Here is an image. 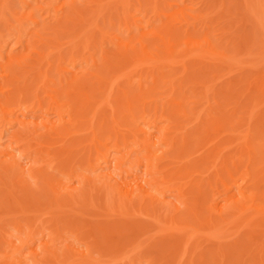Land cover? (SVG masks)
I'll list each match as a JSON object with an SVG mask.
<instances>
[{"label": "bare ground", "instance_id": "6f19581e", "mask_svg": "<svg viewBox=\"0 0 264 264\" xmlns=\"http://www.w3.org/2000/svg\"><path fill=\"white\" fill-rule=\"evenodd\" d=\"M0 1V20H9L4 17L6 10L15 21H6L7 27L3 30L7 32L0 31V264H104L105 258L107 264L111 260L110 264H140L136 261L137 250L141 248L139 242L126 244L124 239L114 237L120 230L114 221L78 226L77 219H73L70 227L66 224L64 217L68 213L65 212L73 210L79 213L81 221L87 222L89 218L86 220L81 213L84 207L100 212L99 215L117 212L115 216H144L147 223L134 218L137 224L130 221L135 226L132 224L130 228L127 224L125 228L137 234L153 230L168 232L169 252L165 255L169 258L170 253L175 257L179 252L178 259H183L189 254L187 262L183 260L185 264H264V79L260 77L262 72L245 75V81L240 77L244 83L241 85H248L246 81L252 84L253 80L258 84L253 91L245 86L246 92L233 83L224 85L221 80L216 81L218 87L215 82L218 71L224 68L225 72L229 71L235 62H241V52L238 53L241 48L236 51L239 46L236 42L231 44V48L236 46L232 49L236 53L228 52V42H232L235 34L219 25L222 18L231 23L228 19L239 15V7L246 8L244 13L248 11L250 16H247L257 27L248 33L243 25L241 33L238 28L244 14L242 18L237 16L236 26L239 27L235 29L240 34L236 33L234 38L241 35L239 38L245 40L254 59L264 60L263 46V49L259 47L260 52L255 49L259 29L260 39H264V0H232L238 7L233 13L235 16L233 5L230 3L229 8H225L222 0L215 3L214 0H199L210 7L203 13H193L190 6L183 8L181 0H149L147 12L143 8L144 0H139V4L136 0L138 11L141 9L138 5L144 3L141 10L149 16L146 18L141 12V20L135 11V15L127 11L131 5L129 0H90L89 5L94 9L88 10V18L84 17V13H88L86 5L79 0H65L57 6L54 4L57 0H51L49 5L46 1L47 6L55 8L54 14L48 12L52 16L40 18L32 10H25L31 0L17 1L22 6L19 10L23 8L21 12L17 8L18 12L13 10L10 0ZM166 4L167 10L174 4L178 10L167 14L162 7ZM112 5L121 6L118 8L122 11H119L120 19H125L123 33H127L123 37L118 31H110L114 28L111 27L112 16L100 23L102 15L107 11L111 14ZM51 8L46 9L50 11ZM223 8L226 16L220 14L221 18L217 13ZM118 15L115 17L119 20ZM131 20L134 21L132 26L129 25ZM175 23L183 31L175 30ZM104 24L111 28L106 30ZM193 24H199L203 33L192 32ZM134 26L135 34L132 33ZM29 27L38 28L30 33ZM222 35L228 36V41H222ZM180 39L183 46L173 51L172 46L180 43ZM106 40L113 50L106 49ZM258 42L260 46L262 41ZM202 58L215 60L212 65H208L209 60L208 64L204 63L211 67L212 74L208 78L205 76L206 80L195 73L197 67L203 68L201 62L194 67L196 70L190 71L192 67L186 66L191 59ZM176 67L181 71L169 75L168 69L174 72L170 69ZM193 87L201 90H197V95L195 92L186 97V91ZM226 92L227 99L221 98ZM198 104L201 108L197 110ZM208 109L216 115L209 118L212 114L211 111L207 113ZM15 111L22 114V119H18ZM27 114L31 117L39 114L41 121H26ZM13 121L25 130L20 136L17 134L11 143L15 145L9 148L10 143L5 142L7 146L2 141V132ZM183 121L187 123H181ZM83 135L89 138L87 150L77 146H81L78 141L84 145ZM220 143L223 144L218 147ZM201 144L210 149L201 151L204 149ZM75 145L78 151L83 149L80 153L75 148L80 156L86 155L80 163L76 160L79 156L74 159ZM197 145L203 148L198 149ZM189 146L191 152L183 154V158L181 154ZM77 162L85 170L89 169L90 172L86 171L89 174L84 170L86 174H80L78 169L76 175ZM172 162L179 163V167L175 169L177 163L173 166ZM140 165L144 167L143 171L140 169L143 176L133 179V167ZM171 169L173 173L168 174ZM55 170L65 176V185L59 177L54 179L52 171ZM74 176L77 186L72 185ZM170 190L174 200H180L179 204L170 200L175 203L176 213L173 214L164 209L170 206L165 197ZM65 229L77 248L83 246L84 249L74 248L72 240L60 247L58 243L65 236ZM231 229V233L235 229L237 233L231 234ZM240 231L243 234L238 233ZM233 235L235 239H231ZM44 236L47 241L43 242ZM40 241L43 243L36 247V242L40 244ZM196 241H200L198 245L194 244ZM203 244L205 249L211 246L207 252ZM189 247L192 251L187 253ZM116 252V256L112 255ZM147 256L151 258L147 260ZM147 256L144 264L158 263H154L153 255Z\"/></svg>", "mask_w": 264, "mask_h": 264}, {"label": "rangeland", "instance_id": "374dc122", "mask_svg": "<svg viewBox=\"0 0 264 264\" xmlns=\"http://www.w3.org/2000/svg\"><path fill=\"white\" fill-rule=\"evenodd\" d=\"M7 1H9V0H7ZM17 1L19 2V0H16V2H15V0H13V1L10 0V2L13 4V10L15 9L16 12H18L17 10H19V8L21 9V7H22V6H20V4H18ZM29 1H30V0H29ZM46 1H47L48 3H47ZM50 1H51V0H31V1H30V4H29L28 6H26L27 8H25V10H26V11H29V9H30V11L32 10L31 12H35L34 14H35L36 16H39V18H40V17H44L45 15H50V16H52V14H54V10H53V9H55V8H54V7L51 8L52 6H47V4L49 5ZM52 1H56V0H52ZM63 1L66 2L65 0H57V2H56L57 4H56V3H54V4H55V6H57L59 2H60V4H61V3H64ZM68 1H69V0H68ZM68 1H67V2H68ZM79 1L86 5V6H84V7H85V10L87 9V10H86L87 12H88V10H91V9L93 8V5H92V6L89 5V4L91 3L90 0H79ZM130 1H131V5H132V6L130 5L127 11L130 12V15H133V14H131V13H134V15L137 13V14H136V17H137V18L139 17L138 19L141 20L140 17H141V12H142V10H141V9H142V6L145 5V7H143V8L146 9V11L148 12V9L146 8V6H148L147 4H150V3H148V2H150V1H149V0H144L143 2H144L145 4L142 3V4H144V5H142V4H141V5H138V6L141 8V9H140L141 11H140V10L138 11L137 6L135 5V4H137V1H136V0H134V1H133V0H129V4H130ZM147 1H148V2H147ZM151 1H152V0H151ZM178 1H179V0H178ZM181 1H183V5H184V6L182 5L183 8L186 7V9H188V7L190 6L189 9H192L191 11H192L193 13H199V12H201V11H202V13H203V12L207 11V9L210 8L209 6H205V4H203V3H199V0H198V2H197V0H191V1H190V0H181ZM207 1H210V0H207ZM218 1H221V0H217V1L214 0V3H215V2H218ZM233 1H234V0H233ZM235 1H237V0H235ZM235 1H234V2H235ZM239 1H241V0H239ZM0 2H1V1H0ZM222 2H223V5H225L224 7L226 8V7H228V5H229L230 3L233 5V4H236L238 1H237L236 3H234V2L232 3V0H222ZM224 2H225V3H224ZM14 3H15V4H14ZM16 3H17L19 6H18ZM46 3H47V4H46ZM134 3H135V4H134ZM139 3H141V1L138 0V4H139ZM160 3H161V2H160ZM187 3H188V4H187ZM194 3H197V4H194ZM240 3H242V2H240ZM231 4H230V5H231ZM14 5H15V8H14ZM30 5H31V8H30ZM238 5H239V4H238ZM240 5H243V4H240ZM240 5H239V6H240ZM36 6H38V7H36ZM110 6H111V5H110ZM116 6H117V7H116ZM116 6H115V5H112L113 10H114V11L116 10V12H114V11L111 10V9H109V6H107L108 9L110 10L109 13L111 12V14L109 15V14H108V11H107V13H105L106 10H102V11H105V12H104L105 14L102 13V14H104V15H102L103 19H101V17H100L99 19H100V23H104L105 20H106V21L109 20V16H112V19H111V20H113L112 22H114V23H113L114 25L112 24L111 27L113 26V27L116 28V29L111 28V27H109L108 25H107V26H108L109 28H111V29H110L111 32H116V31H118L119 34H120V36L123 37V36H124L123 34H125V33H123V32H125V29H124L125 24L123 25L125 19H124V20H123V19H120L121 15L119 14V13H120L119 11H121V10H120L121 6H119V5H116ZM118 6H119L120 8H118ZM236 6H237V4H236ZM243 6H244V5H243ZM243 6H242V7H243ZM28 7H29V8H28ZM43 7H44V8H43ZM47 7H48V8H51L53 11H52L51 9H50V11L47 10V9H46ZM86 7H88V8H86ZM89 7H90V8H89ZM139 7H138V8H139ZM162 7H164V11H165L167 14H169V13H170V14H171V13H175V11L178 10V8L176 9V7H178V6L175 5V4H174V7H175V8L173 7V5H172L171 7H170V5H169V6H168V8H169L168 10H167V4H166V7H165V5H162ZM192 7H193V8H192ZM194 7H195V8H194ZM245 7H246V6H245ZM245 7H244V8H245ZM16 8H17V10H16ZM95 8H96V7H95ZM104 8H105V7H104ZM148 8H149V7H148ZM171 8H172V9H171ZM225 8H223L224 10L222 9L223 11L221 10V12L217 13V16L219 15V16L221 17V15H225V14H226V13H225V11H226ZM228 8H229V7H228ZM237 8H238V7H237ZM237 8L235 7V5H233V8L231 7V9H232V14L235 12V9L237 10ZM93 9H94V8H93ZM118 9H119V10H118ZM136 9H137V10H136ZM162 9H163V8H162ZM165 9H166V10H165ZM170 9H171V10H170ZM175 9H176V10H175ZM22 10H23V8H22ZM22 10H21V11H22ZM131 10H133V11L131 12ZM193 10H196V11H193ZM204 10H205V11H204ZM239 10H240V11H239ZM19 11H20V10H19ZM21 11H20V12H21ZM112 11H113V12H112ZM127 11H126V12H127ZM134 11H135L136 13H135ZM146 11H145L144 13L142 12V13H143L142 15H143L144 17L147 18L148 15L145 14ZM150 11H151V10H150ZM241 11H242V12H241ZM245 11H246V8H245V10H244V9H241V7H239V8H238L239 15H238V13H237L236 16H235V14H233L236 18H235V19H231V20L228 19V21H232L231 23H230V22H226V21H225L226 18H222V17H223V16H222L221 18H222L223 22L220 21L219 25L221 24V25H220L221 28H224L225 30L227 29V30L233 32L235 35H236V33H237V35H238V34H240V33L237 31V29H235V28L239 27V26H236V25H238V23H236V20H238V19H237V16H239V17L241 16L240 18H242L243 14H244V19L242 18V21H243V22L241 23V25H240V22H241V21H239L240 28H238V30H239L240 32L243 31V30H246V31L248 30V31H247L248 33L251 32L252 29H253L254 27H257V26H256V25H255V26L253 25L254 23H253V21H251V20H253V19H252L251 17H248V16H250V15H249L248 11H247L246 13H244ZM6 12H7V14H6ZM45 12H47V13H45ZM48 12H51V13L53 12V13H52V14H51V13L49 14ZM100 12H101V11H100ZM168 12H169V13H168ZM8 13H9V12L5 10V13H4V14H6L7 16H8V15H11L10 13H9V14H8ZM25 13H28V12H25ZM89 13H90V11H89L88 13H84V17L87 16L86 18H88ZM98 13H99V12H98ZM115 13H116V14L118 13V14L120 15V16H119V15L117 14L118 17H119V20L117 19V17H115V16H117ZM121 13H122V11H121ZM235 13H236V12H235ZM37 14H38V15H37ZM87 14H88V15H87ZM113 14H115V16H113ZM144 14H145V15H144ZM148 14L150 15L151 12L148 13ZM220 14H221V15H220ZM240 14H242V15H240ZM99 15H100V14H99ZM99 15H97V17H99ZM106 15L108 16V19H107V16H106ZM146 15H147V16H146ZM247 15H248V16H247ZM7 16L4 15L5 18L9 19V20H6V21L9 22V21L11 20V21H10L11 23H15L14 19L12 18V15H11V16H8V17H7ZM89 16H90V15H89ZM100 16H101V15H100ZM143 16H142V19L145 20V19L143 18ZM225 16H226V15H225ZM225 16H224V17H225ZM84 17H83V18H84ZM104 17H105L106 19H105ZM136 17H135L134 19H137ZM148 17H149V16H148ZM39 18H38V19H39ZM89 18H90V17H89ZM215 18H216V17H215ZM240 18H239V20H240ZM249 18H250V19H249ZM97 19H98V18H97ZM99 19H98V20H99ZM216 19H217V18H216ZM216 19H214V21H215ZM218 19H219V18H218ZM98 20H97V22H98ZM101 20H104V21L102 22ZM129 20H130V19H129ZM143 20H142V22H143ZM226 20H227V19H226ZM6 21H5V19L2 20V21L0 20V31L3 30V28L5 29V28L7 27L6 25H4V24L6 23ZM48 21H49V20H48ZM166 21H167V19H166ZM245 21H246V22H245ZM1 22H3V23L1 24ZM10 22H9V23H10ZM129 22H131V24H129V25L132 26V23H133L134 21L132 22V20H131V21H129ZM142 22L140 21V23H142ZM167 22H168V21H167ZM217 22H218V21H217ZM244 22H245L246 24H244ZM98 23H99V22H98ZM100 23H99V24H100ZM108 23H109V22H108ZM108 23L106 22V24H108ZM154 23H155V21H154ZM226 23H227V24H226ZM233 23H234V24H233ZM81 24H82V22H81ZM223 24H225L226 26H227V25L230 26V28H228V26L225 27V25H223ZM232 24L235 25L234 28H232V27H233ZM249 24H250V26H249ZM251 24H252V26H251ZM24 25H26V24L24 23ZM100 25H101V24H100ZM116 25H117V26L119 25V26L117 27ZM122 25H123V26H122ZM133 25H134V24H133ZM222 25H223V26H222ZM243 25H245V27H244ZM31 26H32V25H31ZM102 26L105 27L106 30L109 29L108 27L105 26V24L102 25ZM115 26H116V27H115ZM174 26H175V27H174L175 30L179 31V29H181L180 31H183V28H180L181 26H180L178 23H175ZM192 26L194 27L193 29L190 28V30H191L192 32H195V31H196V32H197V33H196L197 35H200V33H201V34L203 33L202 30H201V28L198 27L199 24H198V25H194V24H193ZM196 26H197L198 28H197ZM231 26H232V27H231ZM119 27H120V28H119ZM243 27H244V29L242 30ZM250 27H251V28H250ZM35 28L37 29L38 27H33V28H32V27H29V29L32 30V31H30V33H32V32L35 30ZM107 28H108V29H107ZM117 28H118V30H117ZM120 29H121V30H120ZM194 29H195V30H194ZM132 30H133L132 33L135 34V33H136V32H135V26L132 27ZM193 30H194V31H193ZM197 30H200V31H197ZM234 30H235V31H234ZM110 31H109V32H110ZM191 31H190V32H191ZM236 31H237V32H236ZM260 31H261V30L259 29V31H258L259 33H257V40H256V41H257V44H256L257 46H255V49L257 48V49H258L257 51H259V52L261 51L260 48H262V46H263V48H264V43H263V42H264V41H263L264 39H262V38H261L262 40L260 39V36L262 37V35L260 34ZM6 32H7V29H6V30H3L2 33L4 34V33H6ZM118 32H117V33H118ZM134 32H135V33H134ZM198 32H200V33H198ZM219 32H220V30H219ZM221 32H222V31H221ZM244 32H245V31H244ZM132 33H131V34H132ZM241 33H242V32H241ZM245 33H246V32H245ZM121 34H122V35H121ZM126 34H127V33H126ZM126 34H125V35H126ZM131 34H130V37H131V36L133 37V34H132V35H131ZM217 34H218V33H217ZM235 35H234V37H235ZM237 35H236V36H237ZM216 36H217V35H216ZM229 36L231 37L232 35L230 34ZM240 36H241V35H240ZM240 36H239V37H240ZM181 37H182V36H181ZM219 37H220V36H219ZM224 37H225V36L222 35V37H221V39L223 38L222 41H226V40L228 41V36H226L227 39H226V37H225V38H224ZM234 37L232 36V42H231V40H230V42H228V43H229V45H227V47L229 48V49H228V52H230V53H231V52H232V53H233V52L236 53L235 50H234V51L232 50V49H234V48L236 49V46H233V47L231 48V44H232V45L234 44L233 41L236 42L237 44H235V45H239V46H240V47L237 46L236 51H239V49L241 48L240 51L238 52L239 54H240V52H241V54H240V56H239V57L242 56V58H240V61H241V62H239V60H238L237 62H235L236 65L234 64V66H232L233 68H232V67H231V69L229 68V69H230L229 71H228V69H226L227 71L225 72V68H224V70H222L221 72L218 71V72H217V73H219V74H217L218 79H216L215 82L217 81V82L219 83V81L221 80V82H222L223 84H224V83H225V84H227V83H233L234 85H238V87H240V88H239L240 91H241V90H244L243 92H246V91H245V86H246L248 89H250L251 91H253V90L256 88V86L258 85V84L255 82V80L252 81V84L249 83V82H251V81H246V82H248V85H246V84H245V85H241V83L244 84L243 82H241V80L244 79L243 81H245V80H246V76H245V75H250L251 73H253V74H255V73L260 74L261 72L264 73V60H260V59L257 60L256 58L254 59V57L250 54L249 50H247L248 47H247L246 43L244 42L245 40L242 39V41H241V39H240L239 37H238L237 39L234 38ZM182 38H183V37H182ZM233 38H234V40H233ZM241 38H242V37H241ZM65 39H66V38H63V40H65ZM107 39H108V38H107ZM237 40H238V42H237ZM12 41L14 42V39H12L11 42H12ZM108 41H109V40H106L107 43L105 42L106 49H107V50H110V49L113 50V49H112V46H110V42H108ZM258 41H262V42H261L262 44L260 43V46H259V42H258ZM13 42H12V43H13ZM177 42H179V41H177ZM108 43H109V44H108ZM175 43H176V42H175ZM175 43H174V45L172 46L173 51H176V50H178L181 46H183V45H181V43H182L181 39H180V43H176V44H175ZM247 43H248V42H247ZM10 45H12V44H10V42H9V47H10ZM245 45H246V46H245ZM248 46H249V45H248ZM107 47H108V48H107ZM238 47H239V48H238ZM259 47H260V48H259ZM177 48H178V49H177ZM245 48H246V49H245ZM263 48H262V49H263ZM249 49H250V48H249ZM251 49H252V48H251ZM244 51H246V52H244ZM247 51H248V52H247ZM254 51H256V50H254ZM257 51H256V52H257ZM186 52H187V51H186ZM238 53H237V54H238ZM246 54H247V55H246ZM182 55H183V54H181V56H182ZM245 56H247V57H245ZM260 56H261V55H260ZM250 57H251V58H250ZM241 59H242V60H241ZM251 59H252V60H251ZM208 60H209V59H205V58L198 59V60H197V59H195V60L191 59V61L188 60L189 62H186V63H188L186 66H188V67L191 66V67H192V69H190V71H191V70L194 69V67L196 68L197 66H200V65L203 66L204 63L208 64V63H207ZM212 60H214V59H211V60H209V61H211V62H213V63L210 62V64H208V65H212V64L215 63V62H214L215 60H214V61H212ZM249 60H251V61H249ZM256 60H257V61H256ZM242 61H243V62H242ZM246 61H247V62H246ZM255 61H256V63H255ZM190 62H192L193 64H191ZM199 62H201L200 65H198ZM251 62H252V63L254 62V63L251 64V66H250V63H251ZM194 63H196V64H194ZM237 63H238V64H237ZM239 63H241V64L243 63V64H242V65H241V64L239 65ZM258 63H259V64H258ZM206 64H205V65H206ZM244 64H246V65H244ZM255 64H256V67L254 68ZM205 65L203 66V68H202L201 66H200V69H199L198 67L196 68V69L199 71V73H198V71H197L196 69H194V70H196V72H195L196 75H201V77H200L201 79H204V77L207 76V75H208L207 78H208L210 75H212V74H211V71L209 72V69H210L211 67L208 68L207 65H206V68H207V69H206V68H205ZM260 65H261V66H260ZM237 66H239V67H237ZM252 66H253V67H252ZM212 67H213V66H212ZM248 67H250L251 70H249L250 68H248ZM177 68H180V67H176V69H177ZM204 68H205V69H204ZM256 68H257V69H256ZM172 69H174V72L171 71ZM176 69H175V68H171V69H170L171 72H169V69H168L167 72H168L169 75H171L170 73H173V75H175L174 73H176V72H180V71H181V70H178V69L176 70ZM202 69H204V70H202ZM252 70H253V71H252ZM254 70H255V71H254ZM200 71H202V74H201ZM203 72H204V73H203ZM195 73H193V76L195 75ZM222 73H224V74H226V75L223 76ZM262 73L260 74V77H262V79H264V74H262ZM166 74H167V73H166ZM209 74H210V75H209ZM196 75H195V76H196ZM203 75H204V76H203ZM220 75H222V76H220ZM198 77H199V76H198ZM219 77H220V79H219ZM240 77L243 78V79L239 80ZM230 79H231V80H230ZM237 79L239 80V83H238V82L235 83V80H237ZM204 80H206V79H204ZM223 81H224V82H223ZM228 81H229V82H228ZM217 82H216V83H217ZM209 83H210V82H209ZM218 83H217V84H218ZM253 83H254V84H253ZM217 84H216V85H217ZM225 84H224V85H225ZM249 84H250V85H249ZM218 87H219V84H218ZM241 87H242V89H241ZM215 88H216V87H215ZM235 88H237V87H235ZM247 88H246V90H247ZM194 90H196V91H194ZM197 90L200 91L201 89H200V88L197 89V88L193 87V90H192V89L190 90V91H192L193 93L191 92V94H190V91L187 90V91H186L187 96H186V95H185V96H186V97H189L190 95H194L195 92H196L195 94L197 95V92H199V91H197ZM243 92H241V93H243ZM237 93H239L238 90H237ZM241 93H240V94H241ZM222 95H223V94H221V96H222ZM225 95H226V97H227V96H228V93H227V92L224 93V95H223L221 98L227 99V98H225ZM237 95H238V94H236V96H237ZM192 97H194V96H192ZM195 98H196V97H195ZM199 105H200V104H198V106H197V110L200 109L201 106L203 107V103H201V106H199ZM228 107H229V106H228ZM228 107H226V108H228ZM195 109H196V108H195ZM208 110H209V109H208ZM208 110H207V111H208ZM210 111H211V110H209L207 113H209ZM214 112H215V111H214ZM14 114L18 116V119H22V114H21L19 111H15ZM210 114H212V111H211ZM27 115H28V116L25 117L26 121L34 120V122H36V123H39V122L41 121V117L39 116V114H38V115L36 114V116H35L36 118H35V117H31L29 114H27ZM204 115H206V116L208 115V116H209V114H206V112L204 113ZM215 115H216V113H214V115L212 114V116L210 115L209 118H210V117L212 118V117L215 116ZM208 116H207V117H208ZM203 117H204L203 119H205V116H203ZM181 123H187V122H186V121H185V122L183 121V122H181ZM24 130H25V128L23 129V127H22L21 124H19L17 121H13V123L10 124V126H6V127L3 129V132H2V136H3V137H2V138H3L2 141H3V143H4L5 145H7V146H9L8 143H10L9 148L12 147V145L14 146L15 144H11L12 142L14 143V141H13L14 138H15L16 136H18L19 134L21 135V134L23 133V132H21V131H24ZM4 133H5V134H4ZM17 134H18V135H17ZM20 135H19V136H20ZM85 135H87V134H85ZM8 137H9V138H8ZM83 137L86 138L85 140H87V141H85L84 138H83V140H82V139H81L82 137H81L80 140L84 141V145L81 144V143H82L81 141H80L81 143L78 141L77 144H80V145H81V146H79V145L76 144V145L79 147V149H80L82 146L85 147L86 145H87L88 148H89V145H88V140H89V138H88V137H90V134H88V137H87V136H84V135H83ZM210 137H211V135H210ZM212 137H213V136H212ZM9 139H10V140H9ZM212 139H213V138H212ZM5 142H8V143L6 144ZM85 142H87V143H85ZM208 143H209V142H208ZM208 143H207V144H208ZM203 144H204V143H203ZM222 144H223V143H222ZM222 144L220 143V144L218 145V147H221ZM76 145H75V147H74V151L72 150L73 153H74V155H76V156H74V157H75L74 159H76V157L79 156V159H76V160H77L78 162H79V161L81 162L82 159H84L83 157H86V155H84V156H80L81 154L79 155L78 152L81 151L80 153H82L83 149H81L80 151H78ZM201 145H202V144H201ZM209 145H210V144H209ZM220 145H221V146H220ZM202 146H203V145H202ZM202 146L197 145V148L199 149V147H202ZM205 146H207V147L205 148ZM205 146H203L204 149L201 150V151H205V150H209V149H210V148H208V147H210V146H208V145H205ZM192 147H194V146L191 145V150H193ZM203 147H202V148H203ZM75 148L77 149L78 152L75 151V150H76ZM202 148H201V149H202ZM72 149H73V147H72ZM85 149L87 150L86 147H85ZM189 149H190V146L186 149V152L184 151V152L181 154L183 158H184L185 155H186L185 153H187V152L190 151ZM190 152H191V151H190ZM75 153H76V154H75ZM77 154H78V155H77ZM183 154H185V155H183ZM187 154H188V153H187ZM80 157H82V158L80 159ZM182 157H181V158H182ZM83 161H84V160H83ZM78 162H77V163H78ZM80 162H79V163H80ZM84 162H86V161H84ZM84 162H82V164H84ZM87 162H88V159H87ZM87 162H86V164H84L85 166L87 165ZM79 163L76 164V166H77V165L79 166ZM176 163H177V162H176ZM176 163L172 162V165L175 166ZM80 165H81V164H80ZM178 165H179V163H177L175 169H176L177 167H179ZM78 166H77V167H78ZM85 166H84V167H85ZM141 166H142V165H140L139 167H136V168L133 167V172L135 171L133 174H134V175L137 174V175H135V177H134L133 174L131 173L133 179H134V178H142L143 173L141 174V172H140L141 170H140V169L142 168V171H143L144 167H141ZM168 166H169V165H168ZM77 167H76V168H77ZM81 167H82V168H81ZM169 167H170V166H169ZM80 168H81V169H80ZM172 168L174 169V167H172ZM78 169H79V170H78ZM134 169H135V170H134ZM173 169H171V170L169 171L168 174H170V173L172 174L173 172H171V171H172ZM175 169H174V170H175ZM77 170L80 171V174H86L87 172H90V171H88L89 169H88V170H87V169L85 170V169L83 168V165L79 166V167L75 170V174H76V175L79 174V173L76 172ZM83 170H84V171H83ZM82 171H83V172H86V171H87V172H86V173H83ZM56 172H57V173H56ZM137 172H138V173H137ZM52 173H53V175L55 176L54 179L57 180V179H58L57 177H59L58 180H59L61 183L64 181V185H65V176H64V175H62V176H64V177H62L61 174H59V172L56 171V170H55V172L52 171ZM52 173H51V174H52ZM93 173L95 174V172H93ZM93 173L91 172L90 174L94 175ZM96 173H97V172H96ZM58 174H59V175H58ZM87 174H89V173H87ZM138 174H139L141 177H139ZM92 175H91V176H92ZM95 175H96V174H95ZM95 175H94V176H95ZM131 175H130V178H131ZM89 176H90V175H89ZM124 176H126V175H124V173H123L122 178H124ZM136 176H138V177H136ZM168 176H169V175H168ZM92 177H93V176H92ZM61 178H63V179H61ZM75 178H76V176H74V179H73V183H74V184L72 183V185L77 186V183H76L77 179H75ZM128 179H129V177H128ZM61 180H62V181H61ZM129 180H131V179H129ZM173 180H174V179H173ZM61 185H62V184H61ZM64 185H63V186H64ZM170 192H171V190H170L169 192H166V193H168V194H165V197L169 200V202H170L171 199H172V200L175 199V197L171 196V195H173L174 193L172 194V193H170ZM169 193H170V195H169ZM169 196H170V197H169ZM172 200H171V202H172ZM174 201H175V200H174ZM174 201H173V203H174ZM171 202H170V206H171V207H170V206H169L168 208H167V207H166V208L164 207V209H166L167 211H168V209H169V213H172V214H173V213H176V211L174 210L175 203H176V204H179L180 200H179V202H178V201H175L174 204H172ZM177 202H178V203H177ZM220 202H221V201H220ZM172 205H173V206H172ZM84 208H85V210H84V211L82 210L81 213H84V214H83V216H85L84 218L87 217L86 220L89 218V220H88L87 222H84L83 220H82V221H83V222H82V221H81V218H79V213L75 212L76 210H73V211H70L71 213H70V212H65V213H68V214H67V217H64V218L66 219V220H65V221H66V224H68V226H69V225L71 224L70 222H71L73 219H74V221H75L76 219L79 220V221H77V220L75 221V223H77L78 226H81V225H82L81 223H87V224H89V222H90V224H96V223H99V222H103V223H104V222L107 221V222L109 223V222H113V221H114L113 223L116 224L117 228H118V229L120 228V230H119V231H120V234L118 233L119 231H116L114 237L120 238V240H123V239H124V242H126V244H128L129 241L132 242V243H134V242L137 240L136 242H137V243L139 242L138 245H140V246H138V247H141V248H140L141 250H140V249L137 250L138 247L136 248V250L138 251V252L136 251V252H137L136 254H138V255H136V256L138 257V258L136 257V259H137L136 261H139L138 263H140V264H141V263H142V264L146 263V260H145V259L148 257L147 255H149V256H150V255H153L152 259L155 260V258H156V260L154 261V263H155V262L157 263V261H158L157 264H166V263H167V264H174L176 261H178V260L180 259V258L178 259V257H177V256L180 257V255H181V254L179 255V252L177 253V255H176L175 257L172 256L173 258L170 256V253H169V258H168L167 255H165V254H168V253H166V252H169V251L167 250V247H168L167 244L169 243V242H168V239H170V236H168V238H167L168 232H166V233H167V235H166V233H163V232H162V233H161V232L156 233L155 230H153V231H151V233H150L149 231H147L148 234H147L146 232H144V233L141 232V233L137 234V233H138L137 231H135L134 233H132V232L128 231L129 229H126V228H128V227H130V226H131L130 228H133V227H132V224L135 223V225H136V224H137V221H138V222H139V221H140V222L143 221L144 223H147V222H146L147 219H145V221H144V218H145L144 216H143L144 218H143L142 216H139V218H138L135 214H133L135 217H134L133 215H132V216H131V215H130V216H125V217H122V216H119V215L115 216L116 214H118L117 212H116L115 214L110 213V215H109V213H103V215H102V213H101V214L99 215L100 212L97 213V211H95L94 209H92V208H90V207H88V209H86L87 207H84ZM84 208H83V209H84ZM91 209H92V210H91ZM171 209H172V210H171ZM93 210H94V212H93ZM91 211H92V212H91ZM95 212H96V213H95ZM69 213H70L71 215H70ZM73 213H75V214L78 215V216H74ZM85 214H86V215H85ZM94 214H97V215H94ZM104 214H105V215H104ZM88 215H90V216H88ZM92 215H94V216H92ZM101 215H102V216H101ZM72 216H73V217H72ZM99 217H100V218H99ZM64 218L62 219V220H63L62 222L65 223ZM68 218H70V219H68ZM134 218H135L137 221H135ZM103 219H104V221H103ZM116 219H117V222H116ZM129 219H131V220H129ZM133 219H134V220H133ZM142 219H143V220H142ZM84 220H85V219H84ZM91 220H92V221H91ZM100 220H101V221H100ZM118 221H119V222H118ZM130 221H132L133 223L130 222ZM72 222H73V221H72ZM123 222H124V223H123ZM69 223H70V224H69ZM118 224H119V226H118ZM121 224H122V225H121ZM127 224H128V227H126ZM124 225H125V226H124ZM129 225H130V226H129ZM133 225H134V224H133ZM135 225H134V226H135ZM91 226H92V225H91ZM120 226H121V227H120ZM69 227H70V226H69ZM69 227H68V229H67V227H66V229L69 230V231H71V228H72V227H73L72 229H74V226H71L70 229H69ZM125 227H126V228H125ZM117 228H116V229H117ZM66 229H65V231H67ZM233 229H234V228H233ZM235 230H236V229H235ZM235 230H234V232L237 231V230H236V231H235ZM65 231H64V233H65ZM69 231H67V233H65V234L63 233V235H65V236L62 237V239H65V240H64L65 242L61 239V241H60L61 243H60V242L58 243L59 245L61 244L60 247H61L63 244H65V243H71L72 241H73V242H72L71 245L73 246V245L75 244L74 239H73L72 236H70L71 234H70ZM123 231H124L125 233H124ZM126 231H127V234H126ZM156 231H157V230H156ZM153 232H155L156 234L153 233ZM229 232L231 233V232H232V229H231V231L229 230ZM234 232H233V233H234ZM245 232H246V230H245ZM160 233L162 234V236H161ZM169 233H170V235H173V234H174L175 236L177 235V234H175V233H171V232H169ZM230 233H229L228 236H230L231 234H233V233H231V234H230ZM236 233H237V232H236ZM236 233H235V236H236ZM238 233H242V234H243L242 231H240V232H238ZM68 234H69V235H68ZM118 234H119L120 236H119ZM133 234H136V235H133ZM163 234H164V237H163ZM139 235H141V236H139ZM143 235H144V237H142ZM152 235H153V236H152ZM237 235H238V234H237ZM68 236H70V237H68ZM130 237H131V238H130ZM151 237H152V238H151ZM161 237H162V238H161ZM165 237H166V238H165ZM172 237L174 238V236H172ZM226 237H227V236H226ZM231 237H232V236H231ZM231 237H230V238H231ZM236 237H237V236H236ZM45 238H46V236H44V240H42L43 242H44V241H47V240H45ZM233 238H234V235H233V237H232L231 239H233ZM261 238H262V237H261ZM46 239H47V238H46ZM68 239H70V240H68ZM126 239H127V240H126ZM162 239H163V240H162ZM174 239H175V238H174ZM177 239H181V237H179V238L177 237ZM234 239H235V238H234ZM257 239H258V238H257ZM259 239H260V238H259ZM262 239H263V238H262ZM66 240H67V241H66ZM71 240H72V241H71ZM125 240H126V241H125ZM139 240H140V241H139ZM166 240H167V241H166ZM224 240H225V239H224ZM226 240H227V239H226ZM42 241H40V244H39L38 242H36V244H38V245H37V246L35 245V246H36V247L40 246L41 243H43ZM127 241H128V242H127ZM165 241H166V243H163V242H165ZM201 241H202V240H201ZM204 241H206V240H203V242H204ZM228 241H230V240H228ZM228 241H227V242H228ZM232 241H233V240H232ZM136 242H135V243H136ZM159 242H160V244H159ZM198 242H200V241H198ZM198 242L196 241V242H194V244L197 243V245H198ZM203 242H201V243H203ZM208 242H209V241H208ZM210 242H211V241H210ZM230 242H231V241H230ZM73 243H74V244H73ZM157 243H158V246H157V245L155 246V244H157ZM206 243H207V242H206ZM206 243L204 242V244H206ZM214 243H215V241H214ZM214 243H213V244H214ZM164 244H165V245H164ZM204 244H203V245H204ZM59 245H58V246H59ZM71 245H70V246H71ZM159 245H160V246H159ZM197 245H195V246H197ZM206 245H209V244H206ZM210 245H212V244H210ZM78 246H79V245H78ZM144 246H145V247H144ZM190 246H191V249L193 250V249H194L193 242L190 244ZM73 247H74V248H77L76 244H75V246H73ZM80 247H81V246H80ZM162 247H163V248H162ZM199 247H200V244H199ZM205 247H206V246L204 245V247H203L204 249H203L202 247H201V248L204 250V252H207L208 249H210L209 247H211V246H207V247H208L207 249H205ZM78 248H79V247H78ZM78 248H77V249H78ZM81 248L84 249L83 246H82ZM81 248H79V249L81 250ZM153 249H154V250H153ZM156 249H157V250H156ZM188 249H189V250H187V251H188L187 253H189V252L192 251V250L190 251V247H189ZM139 250H140V251H139ZM155 250H156V251H155ZM206 250H207V251H206ZM180 251H181V250H180ZM27 252H28V251H27ZM140 252H141V253H140ZM94 253H95V252H94ZM94 253H93V254H94ZM131 253H133V252H130L129 254H131ZM116 254H118V252H116V253H112V255H114V256H116ZM154 255H155V256H154ZM156 255H158V256H156ZM163 255L166 256L168 259H167L166 257H164ZM188 255H189V254H188ZM188 255L185 256V257L187 258L186 260L184 259L185 257H184L183 259H180L182 263H183L184 261L187 262V260H188ZM94 256H97L96 253H95ZM140 256H141V257H140ZM146 256H147V257H146ZM105 257H106V256H104V258H105ZM117 257H118V256H117ZM114 258H115V257H114ZM150 258H151V256H150ZM150 258L148 257L147 260L150 259ZM161 258H163L162 260H163L164 262H163L162 260H161L162 262L159 261ZM164 258H165V259H164ZM171 258H172V259H171ZM174 258H175V259H174ZM102 259H103V257H102ZM102 259H101V260H102ZM107 259H108V258H107ZM143 259H144V260H143ZM176 259H178V260H176ZM196 259H197V258H196ZM180 260H179V261H180ZM183 260H184V261H183ZM102 261H103V260H102ZM108 261H109V260H108ZM113 261H114V260H113ZM140 261H141V262H140ZM179 261H178V263H179ZM103 262H104V264H107V263H105V262H107L106 258H105V261H103ZM103 262H102V263H103ZM111 262H112V260H111ZM111 262H109L108 264H110ZM171 262H172V263H171ZM173 262H174V263H173ZM112 263H113V262H112ZM114 263H115V262H114ZM118 263L120 264V262H118ZM118 263H116V264H118ZM135 263H136V262H135ZM176 263H177V262H176ZM178 263H177V264H178ZM182 263H179V264H182ZM75 264H77V263H75ZM183 264H185V263H183Z\"/></svg>", "mask_w": 264, "mask_h": 264}]
</instances>
